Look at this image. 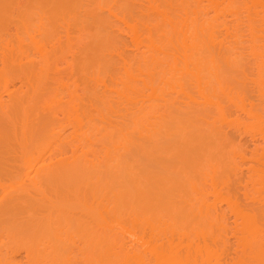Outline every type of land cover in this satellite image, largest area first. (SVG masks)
I'll return each instance as SVG.
<instances>
[{
  "label": "bare ground",
  "instance_id": "6f19581e",
  "mask_svg": "<svg viewBox=\"0 0 264 264\" xmlns=\"http://www.w3.org/2000/svg\"><path fill=\"white\" fill-rule=\"evenodd\" d=\"M250 59L264 0H0V264H264Z\"/></svg>",
  "mask_w": 264,
  "mask_h": 264
},
{
  "label": "rangeland",
  "instance_id": "374dc122",
  "mask_svg": "<svg viewBox=\"0 0 264 264\" xmlns=\"http://www.w3.org/2000/svg\"><path fill=\"white\" fill-rule=\"evenodd\" d=\"M256 60H254L253 59V61L250 59V61H247V63H245V65H244V71H237V72H235V74H234V79H236L239 83L240 82H243V83H245L246 84V87H248V91L249 90H251V92H253V94L255 95V93H257L258 92V88H256L257 87V85H255L256 83L258 84V83H264V71H262V70H260V71H258L257 70V68H256ZM259 75L261 76L260 78H259ZM0 81H1V79H0ZM1 84V83H0ZM264 85V84H263ZM256 86V87H255ZM255 89H256V91H255ZM3 93V94H2ZM1 94H2V96L3 97H1V99L3 98L4 99V97H6L7 98V94H5L3 91H1ZM257 95V94H256ZM2 99V103H3V100ZM5 101H6V99H5ZM5 101H4V103H5ZM2 103H0V104H2ZM4 103H3V105H4ZM6 104V103H5ZM0 108H1V106H0ZM2 109H5V107L3 106L2 107ZM230 110V109H229ZM236 109H233V107L231 108V112L233 113V114H237V110L235 111ZM0 111H1V109H0ZM238 114H241V112L240 111H238ZM242 115V114H241ZM224 123H222V125H223ZM226 125V127H223L222 126V128L223 129H225L226 131H224L222 128V130L224 131V132H226L227 134H228V132H229V136H230V133H232L231 134V136H234L233 138H236V140L241 144V145H243V147L245 146V148H247V147H253L252 145H254V144H256L257 142H259L260 144L261 143H263L262 142V139L260 138L261 136L257 133H253V132H247V133H243L244 131H243V129H241V131H243V132H240V128H239V130H237V128H232L231 127V125H227L226 123L224 124V126ZM228 126V127H227ZM231 129H230V128ZM236 129V130H235ZM239 131V132H238ZM246 132V131H245ZM243 133V134H242ZM254 134V135H253ZM260 137H259V136ZM243 142H245V144H243ZM248 146H247V145ZM247 149H250V148H247ZM237 160V159H236ZM3 180H0V182H2ZM4 183L2 184V183H0V186H1V184H2V188L0 187V199L2 200V198L4 199V196L6 195V193H7V190H8V188H9V186L10 185H8V183H7V181H3ZM5 184V185H4ZM4 185V186H3ZM240 187H242V188H240ZM243 187H244V185H243V183H242V185L240 186L239 185V190H241V191H243ZM231 220V219H230ZM22 253V254H21ZM18 254V255H17ZM14 256H15V258L17 259V258H19L20 257V259H21V256H23V251H19V252H17V253H15L14 254ZM18 256V257H17ZM23 258V257H22Z\"/></svg>",
  "mask_w": 264,
  "mask_h": 264
}]
</instances>
